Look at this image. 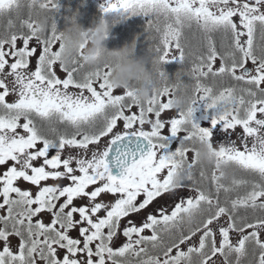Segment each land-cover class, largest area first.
Here are the masks:
<instances>
[{
    "label": "snow or ice",
    "instance_id": "snow-or-ice-1",
    "mask_svg": "<svg viewBox=\"0 0 264 264\" xmlns=\"http://www.w3.org/2000/svg\"><path fill=\"white\" fill-rule=\"evenodd\" d=\"M101 9L147 17L192 99L166 71L139 103L110 65L61 63L59 0H0V264H264V0Z\"/></svg>",
    "mask_w": 264,
    "mask_h": 264
},
{
    "label": "clouds",
    "instance_id": "clouds-1",
    "mask_svg": "<svg viewBox=\"0 0 264 264\" xmlns=\"http://www.w3.org/2000/svg\"><path fill=\"white\" fill-rule=\"evenodd\" d=\"M77 15L67 18L65 28L60 31L59 60L69 65L79 56L81 62L89 68L101 64L111 66L108 83L113 89L132 87L135 100L139 103H149L157 99L159 87L158 71H165L155 62L154 56L148 52L145 55L136 54V44H125L119 48L109 49V40L113 23L101 16L91 26L85 28L77 21ZM51 23L50 14L44 13L39 18L37 27L43 32ZM150 36V34H149ZM188 73L180 69L175 73V95L172 100L174 109H186L192 99L191 90L184 83L183 77ZM194 159L202 167H208L216 162L215 150L207 141L195 144Z\"/></svg>",
    "mask_w": 264,
    "mask_h": 264
},
{
    "label": "trees",
    "instance_id": "trees-1",
    "mask_svg": "<svg viewBox=\"0 0 264 264\" xmlns=\"http://www.w3.org/2000/svg\"><path fill=\"white\" fill-rule=\"evenodd\" d=\"M73 14H78L77 21L85 28L91 26L101 16L112 22L113 28L107 41L109 49L119 48L135 41L137 55H145L149 52L152 41L148 39L149 33L146 31L147 17L127 13L104 14L96 0H59V11L55 13V19L60 31L65 28L67 18L72 17ZM183 67L186 65L175 61L163 66L171 80H174L175 73ZM183 79L188 82L189 78L184 76Z\"/></svg>",
    "mask_w": 264,
    "mask_h": 264
},
{
    "label": "rangeland",
    "instance_id": "rangeland-1",
    "mask_svg": "<svg viewBox=\"0 0 264 264\" xmlns=\"http://www.w3.org/2000/svg\"><path fill=\"white\" fill-rule=\"evenodd\" d=\"M96 2L101 6L104 4L105 0H96ZM191 156V154H189Z\"/></svg>",
    "mask_w": 264,
    "mask_h": 264
}]
</instances>
